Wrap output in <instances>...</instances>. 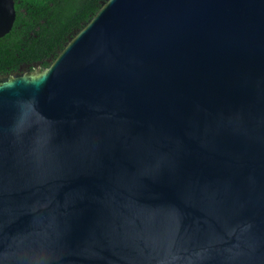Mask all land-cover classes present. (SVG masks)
<instances>
[{
  "label": "water",
  "instance_id": "95a60500",
  "mask_svg": "<svg viewBox=\"0 0 264 264\" xmlns=\"http://www.w3.org/2000/svg\"><path fill=\"white\" fill-rule=\"evenodd\" d=\"M0 264H264V0H105L0 77Z\"/></svg>",
  "mask_w": 264,
  "mask_h": 264
},
{
  "label": "trees",
  "instance_id": "16d2710c",
  "mask_svg": "<svg viewBox=\"0 0 264 264\" xmlns=\"http://www.w3.org/2000/svg\"><path fill=\"white\" fill-rule=\"evenodd\" d=\"M104 1L16 0V26L24 27L32 22L24 34L28 40L25 43L32 42V60H41L48 67L46 59L54 60L69 38L96 14Z\"/></svg>",
  "mask_w": 264,
  "mask_h": 264
},
{
  "label": "flooded vegetation",
  "instance_id": "af4514ba",
  "mask_svg": "<svg viewBox=\"0 0 264 264\" xmlns=\"http://www.w3.org/2000/svg\"><path fill=\"white\" fill-rule=\"evenodd\" d=\"M14 1L16 7V0ZM16 23L17 17L10 33L0 38V77L47 68L43 65V61L32 60V42L25 43L28 40L24 37V34L27 29L31 28L32 22L29 21L24 27H18ZM28 48H30L29 51H27ZM50 61H52V58L46 59L48 64Z\"/></svg>",
  "mask_w": 264,
  "mask_h": 264
}]
</instances>
